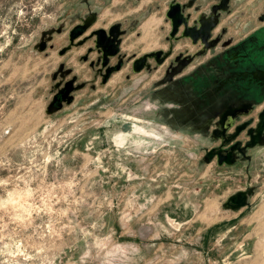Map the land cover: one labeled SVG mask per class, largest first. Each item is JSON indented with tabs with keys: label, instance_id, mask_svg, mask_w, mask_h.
Wrapping results in <instances>:
<instances>
[{
	"label": "rangeland",
	"instance_id": "obj_1",
	"mask_svg": "<svg viewBox=\"0 0 264 264\" xmlns=\"http://www.w3.org/2000/svg\"><path fill=\"white\" fill-rule=\"evenodd\" d=\"M78 2L0 0V264H264V149L247 172L204 164L146 73L93 83L58 54ZM73 78L88 84L49 110Z\"/></svg>",
	"mask_w": 264,
	"mask_h": 264
},
{
	"label": "flooded vegetation",
	"instance_id": "obj_2",
	"mask_svg": "<svg viewBox=\"0 0 264 264\" xmlns=\"http://www.w3.org/2000/svg\"><path fill=\"white\" fill-rule=\"evenodd\" d=\"M78 5L84 16L66 39L82 26L85 32L75 43H84L67 53L83 50L78 60L88 63L93 83L102 84L110 68L119 67L102 85L123 68L132 75L146 73L152 79L148 100L154 111L163 113L166 126L202 144V163L249 170L264 149V0H79ZM185 24L193 28L191 38L183 36ZM97 31L105 56L94 46ZM108 39H114V48ZM115 49L117 54L109 56ZM140 64L142 70L135 72ZM227 127L226 134L220 131ZM243 127L231 144L238 143L231 166L208 158L228 133ZM257 127L247 136L248 128Z\"/></svg>",
	"mask_w": 264,
	"mask_h": 264
},
{
	"label": "water",
	"instance_id": "obj_3",
	"mask_svg": "<svg viewBox=\"0 0 264 264\" xmlns=\"http://www.w3.org/2000/svg\"><path fill=\"white\" fill-rule=\"evenodd\" d=\"M192 29L193 28H188L186 26V24L184 25V31H183V36L184 37H188V38H191V33H192ZM78 30V31H76ZM76 31V32H75ZM85 32V28L82 27V26H76L74 27L70 32H69V35H68V41H69V44L61 49L59 51V56H63L64 54H66L68 51L71 50L72 47H79L80 45H82L84 43V40L82 41H79L77 43H75V40L77 38H79L83 33ZM102 32L101 31H97V32H94V36H95V41H94V46H95V49L98 50V52H103V55L105 54L106 55V51L104 50V41L100 38V34ZM113 38V37H112ZM108 42H111L110 43V47L111 48H114L115 44H114V39L112 40H109L108 39ZM46 48V41H42L39 45V49L41 51H44ZM117 54V50L115 49L113 52H109V56H115ZM104 55V56H105ZM107 59L104 57V62L102 64L103 67L106 66L107 64ZM157 64H160L159 62ZM136 65V64H135ZM141 65V64H140ZM143 66H139V67H134V71L135 72H139L140 70H142ZM119 69V67H116L115 69H108L106 72L107 74L103 76V79H102V84H105L107 79L109 78V74L111 73V71L113 70H117ZM70 71L68 70L67 73H69ZM75 78H73L72 80H69L68 82H66L63 86V89L60 91V94L57 96H55L53 98V101L50 103L49 105V110H59L61 109L60 107H62V103L61 102H66V104H70L72 101H73V97L71 96V93L75 92L77 89H80L81 87L84 86V84H81L77 87H75L74 83H75ZM230 129V127H227V128H220V131L223 133L226 134V132ZM260 128L257 127L256 129H249L246 131V134L247 136H249V132L250 130H253L254 132H256L257 130H259ZM264 129V128H263ZM244 130V127L241 128V129H237L236 132L234 134H230L228 133V135H226L227 139L226 141H222L220 146L215 148L214 150H212L211 152L207 153V156L208 158H213L214 156H216L217 158V164L219 166H221L223 163L228 165V166H231L233 163H234V159H233V150L234 148L238 145V143H234L232 146V142L235 140L237 134L239 133V131H242ZM225 146H231L229 147L228 149H224ZM229 152V156H222L224 155L225 153ZM245 200H246V195L245 193L243 192H240V193H236L232 196H230L226 203H225V207L227 208H231L233 210H238L240 207H242L244 204H245Z\"/></svg>",
	"mask_w": 264,
	"mask_h": 264
},
{
	"label": "crops",
	"instance_id": "obj_4",
	"mask_svg": "<svg viewBox=\"0 0 264 264\" xmlns=\"http://www.w3.org/2000/svg\"><path fill=\"white\" fill-rule=\"evenodd\" d=\"M82 52H83V50L82 51H79V55H81L82 54ZM77 55H78V53H77ZM79 55H78V57H79ZM72 56H73V54H72ZM71 57L69 56V59H70ZM75 58H76V55H75ZM72 60V59H71Z\"/></svg>",
	"mask_w": 264,
	"mask_h": 264
}]
</instances>
